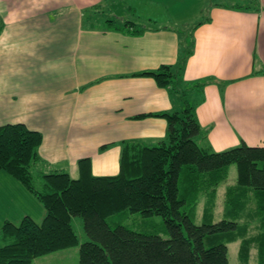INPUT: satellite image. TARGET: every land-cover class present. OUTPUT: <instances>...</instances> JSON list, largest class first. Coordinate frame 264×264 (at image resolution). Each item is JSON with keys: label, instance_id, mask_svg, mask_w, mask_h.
<instances>
[{"label": "crops", "instance_id": "0c3cea01", "mask_svg": "<svg viewBox=\"0 0 264 264\" xmlns=\"http://www.w3.org/2000/svg\"><path fill=\"white\" fill-rule=\"evenodd\" d=\"M114 1L0 0V127L40 133V158L72 179L82 159L95 177L118 175L125 143L151 148L165 139L166 121L150 115L182 109L177 93L133 75L174 67L184 37L176 26L204 11V23L187 31L180 79L204 146L264 148V0H127L129 12H165L139 36L93 24ZM0 198L11 204L3 221H42L38 201L3 171Z\"/></svg>", "mask_w": 264, "mask_h": 264}, {"label": "trees", "instance_id": "16d2710c", "mask_svg": "<svg viewBox=\"0 0 264 264\" xmlns=\"http://www.w3.org/2000/svg\"><path fill=\"white\" fill-rule=\"evenodd\" d=\"M105 25L133 36L144 33L129 21L108 19ZM2 28L0 20V33ZM182 33L183 56L174 67L133 76L152 78L158 87L176 93L192 44L189 32ZM150 116L166 121L165 139L151 148L125 143L120 172L112 177L93 176L90 160L82 159L77 163L78 178L72 179L40 158V133L20 124L0 127V171L19 182L44 210L40 223L27 216L17 225L2 223L0 264H31L75 247L78 264H229L226 243L234 241H240V264H248L254 241L257 262L264 264V148L241 143L214 152L205 147L195 107L186 101L179 112ZM230 166L236 167V183L225 190L223 219L207 223L213 219L217 189L227 180ZM201 200L203 223L196 225L193 216ZM126 212L160 217L168 238L115 225L113 219ZM76 220L85 237L81 243ZM253 223L260 234L251 241L246 236Z\"/></svg>", "mask_w": 264, "mask_h": 264}, {"label": "rangeland", "instance_id": "374dc122", "mask_svg": "<svg viewBox=\"0 0 264 264\" xmlns=\"http://www.w3.org/2000/svg\"><path fill=\"white\" fill-rule=\"evenodd\" d=\"M207 2H213V3H229V1L226 0H208ZM114 7H106L105 11L103 12V15L100 14L96 18V20L93 22V24L96 27H100L104 25L105 20L108 19H121V17H124L127 21L132 22L133 24L136 25L137 29H142L143 27H158V19L162 17V15L165 13L164 10H161L159 8H155L153 11H143L141 14L132 7L129 12L127 10V5L128 1L127 0H115ZM196 8V7H194ZM159 10V14L156 13V10ZM196 11V9H194ZM151 18L152 20L156 21H148L149 17V12H151ZM205 12L202 11L200 14L193 15V19L196 18L195 20H191L189 23L186 25H179L176 26L177 29H179L181 32H187L189 29L196 23L202 21V19L205 17ZM157 19V20H156ZM170 24V22H169ZM176 93L178 94L177 99L178 102H180L182 108H183V101H186L188 104L193 105V100L191 98V91L189 89H186L187 87L183 86L180 84L179 81L176 83ZM183 86V87H182ZM185 87V88H184ZM183 93V94H181ZM228 178L227 180L220 184L218 189H217V199L215 200V206L214 209L212 210L213 214V219L212 221H207L209 222H217L221 219H223V207H224V193L225 190L230 187L235 185L236 183V167L235 166H230L228 169ZM11 195L10 193H8ZM5 193V196L7 197L8 195ZM0 200H5L3 198H0ZM36 202V201H35ZM37 203V202H36ZM39 204V203H38ZM11 204L7 201H0V226L4 222L3 219L5 217L4 211L9 208ZM203 207H204V202L201 200L196 208L195 214L193 216V222L196 225H200L203 223L202 217H203ZM21 208V207H20ZM43 209V208H42ZM22 211V208L20 209ZM14 219L13 223L16 225L20 222L19 218H12ZM37 223L39 222L38 220H35ZM113 223H116L115 225H123L127 227L130 230L139 232V233H144V234H149V235H158L162 239H167V233L166 229L164 227L163 221L160 217L158 216H153V217H142L140 214H130L128 212L125 213V215H121L119 217H115L113 219ZM74 227L77 232V234L80 237V243L85 240V237L83 235L82 231V224L80 220H76L74 222ZM260 234V230L257 225L254 223L249 226L247 236L248 238H251L252 240H256L257 235ZM256 237V238H255ZM254 241L253 245L251 246V249L249 251V260L248 264H258L257 262V245ZM239 245L240 241H234V242H228L226 243L227 247V256H228V262L229 264H240L238 260V250H239ZM31 264H78V248H71L67 250H62L58 251L56 253L37 258L32 261Z\"/></svg>", "mask_w": 264, "mask_h": 264}]
</instances>
